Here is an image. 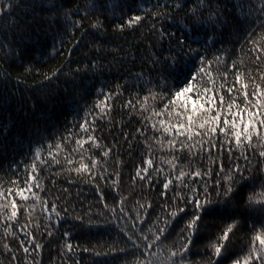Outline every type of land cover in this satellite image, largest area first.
Returning a JSON list of instances; mask_svg holds the SVG:
<instances>
[{
    "label": "snow or ice",
    "instance_id": "obj_1",
    "mask_svg": "<svg viewBox=\"0 0 264 264\" xmlns=\"http://www.w3.org/2000/svg\"><path fill=\"white\" fill-rule=\"evenodd\" d=\"M29 2L33 11L37 7H44L37 0ZM218 4L219 0H215L216 6L214 0H198L195 6L185 10L186 0L183 4L178 0H172L171 3L157 0L151 9L144 10V16L133 15L126 23L116 26V31L123 32L126 27L139 25L146 17L151 16V33L158 34L161 43L167 39L169 45L168 55H157L150 70L163 77V88L158 80L155 89L152 80L147 85L140 83L143 73L136 74L134 79L137 83L132 88H139L140 91L130 96L124 105L131 112L139 111L142 127L137 132L143 137L144 147L149 150L147 158L142 160L132 179L148 180L151 185L153 172L157 175L164 173L167 179L163 182V195H167L171 184H182L191 195L179 196L178 200L184 205L191 204L195 211L189 216L185 207L179 208V213L184 214L180 218H189L180 230L179 241L171 246H164L169 238L168 219L176 217L178 213H170L163 221V227L159 220L148 226L147 217L148 210L152 208L151 203L145 205L137 201L135 209L129 208V198L119 194L118 179L113 178L112 173L105 175L107 158L110 157L112 149L106 148L102 153L93 156L91 149H98L100 145L96 137L88 135L94 129L85 119L77 127L86 138L74 140L79 150V159L74 160L65 155L64 163L69 166L70 172L74 171L81 178L104 180L106 184L111 182L113 191L116 192L113 204L110 206L107 196L102 194L100 199L103 202V211L92 214L89 210L88 222L90 227L93 220L101 221L96 227H115L123 241L122 247L113 245L109 252H95L97 257L118 254L123 258L124 264H184L185 254L197 243L195 237L199 225L205 218H213L228 223L212 245L208 264H264V74L249 72L247 66L232 59L236 54L235 44H239L240 52L246 50L249 60L255 61L257 67L264 62V23L260 22L264 20V0H247L246 4L240 5L245 14L243 19L236 17L234 23L240 26L242 36L238 37L231 49L223 47L224 42L218 39L234 26L218 8ZM18 6L16 0H0V17L10 15ZM101 6L111 7L115 11L119 4L118 0H109L106 5H98L96 0H87L83 7L77 4L75 8L65 9L64 4L56 0L51 8L55 12L62 11L65 21L71 24L73 30H77ZM165 22L169 26L174 25L175 30L168 31L164 27ZM53 23H59V20L54 17ZM158 23L160 27H157ZM16 27L20 26L17 24ZM92 27H102L98 17ZM218 42L221 43L220 48H217ZM5 47L6 43L0 44V49ZM25 71L31 72L32 69L26 67ZM62 71L63 69H58L52 76H45V79L59 78ZM80 72V68L69 70L67 75L72 79L65 80V83L73 85L72 91L77 95L80 85H77L76 77ZM182 78L183 86L176 87ZM169 79L173 81L171 86L168 85ZM112 95L113 92L109 91L104 100L93 105V111L107 113L110 110L108 98ZM44 99L46 103L54 102L52 94L46 95ZM73 101L76 104L80 102L75 97ZM34 134L43 141L39 130ZM76 136L74 131L69 132L68 137L61 136L59 143H49L46 149L42 144L35 147L32 163L24 168L23 177L16 175L21 171L17 165L12 170L15 178L9 181L12 187L0 190V226L4 228L5 234L10 229L17 230L21 207L29 214V222L20 225L18 229L23 234L18 243L26 255L30 251L29 242L32 251L41 248L36 243L35 231L29 227L30 214L36 211L37 204L49 224L53 218L59 224L64 219L61 212L65 216L69 212L67 206H60L56 201L49 202L40 195L47 192L46 187L40 184V175L44 169L53 166H60L63 170L59 150L69 137ZM86 143L89 145L88 149L84 148ZM165 143L170 152L181 153L180 156L173 155L168 162L167 172L163 168L155 167L152 158V149L158 146L164 150ZM225 149L230 160L235 158L227 172L223 159L213 161L219 168V172L215 173L212 167L186 172L184 166L178 163L184 159L185 152L192 159L203 160L205 156L211 159L214 151L222 154ZM234 149L239 151V155H236ZM251 157H255V163ZM241 159L244 161L243 167L240 164ZM222 174L227 176L228 183L221 181ZM118 176L119 173H116V177ZM213 180L214 183L209 184ZM74 219L82 224L85 220L84 216H76ZM241 222H250L249 242L241 253H231L230 234H236ZM36 227H39L38 223ZM45 231L47 235H52L47 229ZM64 236L69 239L67 252L72 253L74 246L70 242V233L65 231ZM5 247L9 245L5 244ZM84 251L88 249L85 248Z\"/></svg>",
    "mask_w": 264,
    "mask_h": 264
},
{
    "label": "trees",
    "instance_id": "obj_2",
    "mask_svg": "<svg viewBox=\"0 0 264 264\" xmlns=\"http://www.w3.org/2000/svg\"><path fill=\"white\" fill-rule=\"evenodd\" d=\"M16 2L19 6L10 15L0 17V44H7V47L0 49V190L12 187L9 181L15 178L12 170L17 165L21 171L16 175L23 177L24 168L32 163L35 147L42 144L46 149L49 143H59L61 136L68 137L69 132L74 131L77 136L69 137L59 150L63 170L60 166H53L44 169L40 175V184L47 189L46 193L42 192L40 195L49 202L56 201L60 206H67L68 214L65 216L61 212L64 219L57 224L53 218L49 224L37 204L36 211L30 214L29 227L35 231L36 243L41 248L32 251L29 242L30 251L26 255L18 243L23 238L18 229L20 225L28 223L30 217L21 207L20 224L16 226V231L10 229L5 234L4 228L0 226V264H33L34 260L35 264H124L123 258L118 254L99 257L95 255V252H109L113 245L122 247L123 241L115 227H96V224L101 223L99 220H93L90 227L87 216L89 210L92 214L103 211V202L100 199L102 194L107 196L110 206L113 204L116 192L113 191L111 182L106 184L104 180L81 178L74 171L70 172L69 166L64 163L65 155L74 160L79 159V150L74 140L86 138L77 127L85 119L94 129L88 135L96 137L100 145L98 149H91L93 156L102 153L106 148L112 149L110 157L107 158L105 175L112 173L113 178L118 179L119 194L129 198V208L135 209L137 201L145 205L151 203L152 208L148 210L147 217L148 226L159 220L163 227V221L170 213H178L176 217L168 219L169 238L164 246L177 243L180 230L189 218L185 216L181 219L184 214L179 213V208L185 207L189 216L195 211L191 204L184 205L178 197L190 196L191 193L184 185L173 183L169 186L167 195H163V182L167 179L164 173L157 175L153 172L151 185L148 180L132 179L142 160L147 158L149 150L144 147L143 137L137 132L142 127L139 111L131 112L124 106L130 96L140 91L139 88H132L137 83L134 79L136 74L143 73L140 83L147 85L152 80L155 89L158 80L163 88V77L150 70L157 55H168V41L165 39L161 43L159 35L151 33V16L146 17L139 25L126 27L123 32L116 31V26L126 23L131 16H144V10L151 9L157 0H118L119 7L115 11L111 7L101 6L77 30H73L71 24L65 21L62 11L55 12L51 8L56 0H37L44 7H37L35 11L29 0ZM60 2L65 9H69L75 8L77 4L83 7L87 0ZM96 2L98 5H106L109 0ZM163 2L165 0H161ZM167 2L171 3L172 0ZM178 2L183 4L185 0ZM186 2L185 10L195 6L198 0ZM242 3L246 4L247 0H219L218 8L234 25L223 37L218 38L224 42L225 48L231 49L238 37L242 36L240 26L234 23L236 17H244L245 12L240 8ZM54 17L59 23H53ZM97 17L102 24L100 28L92 27ZM260 22L264 23V20ZM17 24L19 28L16 27ZM157 27H160L159 23ZM164 27L168 31L175 30V26H169L167 22ZM229 41L232 43H228ZM220 47L221 43L218 42L217 48ZM235 47L233 60L247 66L249 72L264 74V62L257 67L255 61L249 60L246 50L242 53L239 44H235ZM26 67H30L32 71L26 72ZM76 68L81 69L76 77V83L80 85L78 95L72 91L71 83H65L66 79H72L67 75L69 70ZM58 69H63L59 78L45 79V76H52ZM172 83L169 79L168 85L171 86ZM183 84L182 78L176 87H182ZM109 91L113 92L112 97L108 98L110 110L107 113L93 111V105L104 100ZM48 94L53 95L54 102H45L44 97ZM73 97L79 99V104L74 103ZM151 103L150 100L149 104ZM36 130H39L43 141L34 134ZM84 148L88 149L89 145L86 143ZM73 149L77 151H72ZM234 151L239 155L238 150ZM44 154L47 156L46 151ZM173 155L180 156L181 153L170 152L166 143L164 150L158 146L152 149L155 167L163 168L165 172L169 171L168 162ZM183 155L184 159L178 163L184 166L186 172L208 167H212L214 173L219 172V168L213 163L219 159H223L227 172L235 160L234 157L229 159L226 149L222 154L214 151L211 159L206 156L203 160L192 159L186 152ZM251 158L255 163V157ZM240 164L243 167L242 159ZM116 173H119L118 177ZM220 179L228 183L226 175L222 174ZM212 183L214 180L209 181V184ZM76 216H84V223L74 219ZM227 223L219 219L205 218L196 233L197 243L185 254L184 264H208L212 245L216 243ZM249 227L250 222H241L236 234H230L231 253L239 254L246 248L250 237ZM46 229L52 233L51 236L46 234ZM65 231L71 236L70 242L74 246L72 253H68L66 249L69 239L64 236ZM5 244L9 247L6 248ZM85 248L88 251H84Z\"/></svg>",
    "mask_w": 264,
    "mask_h": 264
}]
</instances>
